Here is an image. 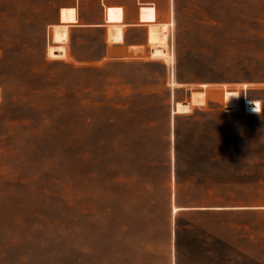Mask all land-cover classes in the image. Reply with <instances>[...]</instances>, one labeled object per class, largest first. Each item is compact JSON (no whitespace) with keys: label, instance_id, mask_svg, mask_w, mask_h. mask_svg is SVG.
Instances as JSON below:
<instances>
[{"label":"rangeland","instance_id":"374dc122","mask_svg":"<svg viewBox=\"0 0 264 264\" xmlns=\"http://www.w3.org/2000/svg\"><path fill=\"white\" fill-rule=\"evenodd\" d=\"M111 1L0 0V264H264V0Z\"/></svg>","mask_w":264,"mask_h":264},{"label":"crops","instance_id":"0c3cea01","mask_svg":"<svg viewBox=\"0 0 264 264\" xmlns=\"http://www.w3.org/2000/svg\"><path fill=\"white\" fill-rule=\"evenodd\" d=\"M146 3H153L156 7V20L158 17V8L157 4H159L156 1L153 0H132V3L128 0H122V1H111L106 3H103L105 7L107 6H120L122 8L123 12V19L122 21L125 22V25L123 26L124 29V36L123 40L121 42H111L107 39V31L104 33V41H106L105 51L101 55V58L106 57H123L128 55L129 53H132L135 49H139L140 47H143L145 43H147V24L146 23H139V14H140V5L146 4ZM134 6V11L129 10L127 7L128 5ZM105 16L101 19H98L95 22H84L81 24L84 27H92V28H101V27H107V24H105ZM163 20V19H162ZM79 21V16H78ZM76 25V24H72ZM146 27V34L143 36L141 34L136 36H131L129 33L130 30L139 29V27ZM107 30V29H106ZM108 42V43H107Z\"/></svg>","mask_w":264,"mask_h":264},{"label":"bare ground","instance_id":"6f19581e","mask_svg":"<svg viewBox=\"0 0 264 264\" xmlns=\"http://www.w3.org/2000/svg\"><path fill=\"white\" fill-rule=\"evenodd\" d=\"M149 43L152 45L163 43L165 40V35L167 33V28L165 24H149ZM172 58V55L170 54V59ZM172 108V107H171ZM179 207V209H178ZM178 207H172V210L175 212L177 209H184L186 207L178 206Z\"/></svg>","mask_w":264,"mask_h":264},{"label":"trees","instance_id":"16d2710c","mask_svg":"<svg viewBox=\"0 0 264 264\" xmlns=\"http://www.w3.org/2000/svg\"><path fill=\"white\" fill-rule=\"evenodd\" d=\"M230 92H231V90L226 89V90H224V93H223V104H224V107L227 109H229V108H228V101L225 99V95L229 94Z\"/></svg>","mask_w":264,"mask_h":264}]
</instances>
